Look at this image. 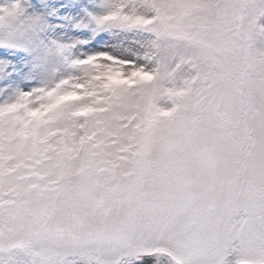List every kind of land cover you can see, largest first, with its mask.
Instances as JSON below:
<instances>
[{
	"label": "snow or ice",
	"instance_id": "6c2138e0",
	"mask_svg": "<svg viewBox=\"0 0 264 264\" xmlns=\"http://www.w3.org/2000/svg\"><path fill=\"white\" fill-rule=\"evenodd\" d=\"M0 264H264V0H0Z\"/></svg>",
	"mask_w": 264,
	"mask_h": 264
}]
</instances>
